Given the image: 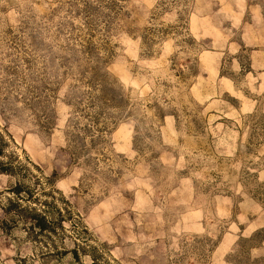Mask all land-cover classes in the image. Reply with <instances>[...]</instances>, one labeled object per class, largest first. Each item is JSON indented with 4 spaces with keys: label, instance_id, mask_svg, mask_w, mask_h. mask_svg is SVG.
Returning a JSON list of instances; mask_svg holds the SVG:
<instances>
[{
    "label": "rangeland",
    "instance_id": "1",
    "mask_svg": "<svg viewBox=\"0 0 264 264\" xmlns=\"http://www.w3.org/2000/svg\"><path fill=\"white\" fill-rule=\"evenodd\" d=\"M75 2L0 0V131L72 214L47 239L0 175V264H264V0H122L99 63Z\"/></svg>",
    "mask_w": 264,
    "mask_h": 264
},
{
    "label": "trees",
    "instance_id": "2",
    "mask_svg": "<svg viewBox=\"0 0 264 264\" xmlns=\"http://www.w3.org/2000/svg\"><path fill=\"white\" fill-rule=\"evenodd\" d=\"M75 3L77 7H81L80 14L84 16L82 27L84 28L83 30L87 31V36L79 40L80 46L86 51H96L99 63L101 62V57L97 49L103 50L104 45L97 46L93 42L94 33L97 30L102 31V35L108 33L122 8V0H76ZM91 31H94V33ZM97 64L90 68L97 86L95 88V85H93L95 92L91 91L88 93L89 104L93 111L87 115L91 121L90 126L92 128H84L88 131L84 133L92 132V140L97 136L100 138L102 132L107 131L108 126L103 120L108 118L115 119L117 115L124 111L127 102L117 83L109 81L106 72L99 73V65ZM11 139L10 135L7 137L0 131V175L14 178L12 192L17 197L16 203L20 207V215L24 218L34 215L36 217L34 226L37 227L39 234H43L47 239H50L57 227L64 228V222L72 215L68 209L70 203L64 197H61L60 200L64 203L63 206L56 208L55 205H52L56 201L54 194L58 192L53 187L55 178L46 176L28 158L23 159L14 150H11ZM80 139V134H77L76 141L79 144L81 142ZM69 153L74 160L78 159L80 155L79 152H74L73 150H70ZM33 166L37 167L40 172L34 173L32 171ZM74 254L75 258L79 259L77 250L74 251ZM89 255L91 256V254Z\"/></svg>",
    "mask_w": 264,
    "mask_h": 264
}]
</instances>
